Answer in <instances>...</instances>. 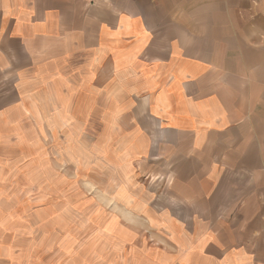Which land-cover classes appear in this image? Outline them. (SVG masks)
Listing matches in <instances>:
<instances>
[{
    "label": "crops",
    "instance_id": "1",
    "mask_svg": "<svg viewBox=\"0 0 264 264\" xmlns=\"http://www.w3.org/2000/svg\"><path fill=\"white\" fill-rule=\"evenodd\" d=\"M82 170L87 264H264V0H0V264Z\"/></svg>",
    "mask_w": 264,
    "mask_h": 264
},
{
    "label": "rangeland",
    "instance_id": "2",
    "mask_svg": "<svg viewBox=\"0 0 264 264\" xmlns=\"http://www.w3.org/2000/svg\"><path fill=\"white\" fill-rule=\"evenodd\" d=\"M75 182L60 195L48 191L29 201L33 214L26 235L29 257H41L45 264H87L111 255V242L100 227L99 213L106 208L100 175L82 170ZM106 225L104 231L110 228Z\"/></svg>",
    "mask_w": 264,
    "mask_h": 264
}]
</instances>
